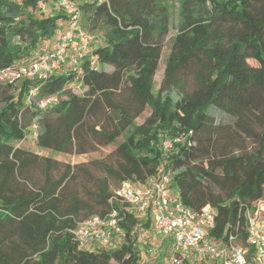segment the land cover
Returning <instances> with one entry per match:
<instances>
[{
    "label": "trees",
    "instance_id": "1",
    "mask_svg": "<svg viewBox=\"0 0 264 264\" xmlns=\"http://www.w3.org/2000/svg\"><path fill=\"white\" fill-rule=\"evenodd\" d=\"M47 1L55 4L0 0V68L43 52L68 22L63 11L45 16ZM178 3L157 91L168 0L84 2L83 28L102 34L92 49L96 65L88 58L44 81H0V264H142L133 214L120 222L122 237L96 249L81 248L73 230L92 215L108 214L123 182L140 186L162 170L172 172L186 206L215 210L212 236L226 230L246 242V211L264 199V0ZM188 68L195 70L189 91L181 76ZM32 87L37 93L28 102ZM49 97L57 101L39 108L37 101ZM146 107L149 116L137 124ZM179 135L185 139L174 150L162 149L164 138ZM28 136L40 149L65 153L117 144L116 164L101 166L118 184L111 189L108 179L98 180L96 192L85 185L82 192L70 164L14 144ZM85 195L95 196L99 213L85 216L91 209Z\"/></svg>",
    "mask_w": 264,
    "mask_h": 264
},
{
    "label": "built area",
    "instance_id": "2",
    "mask_svg": "<svg viewBox=\"0 0 264 264\" xmlns=\"http://www.w3.org/2000/svg\"><path fill=\"white\" fill-rule=\"evenodd\" d=\"M55 4L68 15V22L53 48L36 52L29 60L14 66L0 68L1 82L16 84L27 78L44 81L55 72L79 67L81 61L88 58L93 66L96 65L89 49L96 35L82 26L84 12L81 4L75 0H55ZM75 44L79 47L76 53L72 51ZM37 89L32 87L29 90L28 102L36 96ZM55 101L56 97L44 98L38 100L37 105L45 108ZM33 135L36 136V132ZM184 139L185 135L164 138L161 147L166 152L171 151ZM109 203L111 210L108 214L92 215L73 230L81 248L92 250L113 244L117 237L124 235L120 222L130 213L140 222L151 220L154 237L172 239L173 249L165 264H201L207 260H212L213 264H264V199L246 211L245 243L226 230L212 236L216 227L215 210L207 205L196 212L186 206L179 189L174 187L170 170L161 171L140 186L123 182L114 190Z\"/></svg>",
    "mask_w": 264,
    "mask_h": 264
},
{
    "label": "rangeland",
    "instance_id": "3",
    "mask_svg": "<svg viewBox=\"0 0 264 264\" xmlns=\"http://www.w3.org/2000/svg\"><path fill=\"white\" fill-rule=\"evenodd\" d=\"M84 1H89V0H83L82 2ZM92 1L94 3L96 2V0H92ZM44 4L46 5L45 7L42 8V11L44 12L43 14L45 16L48 14L61 12V10L57 8L58 5L56 6V4H54V2L52 1L44 2ZM168 5L170 10V30L165 41L159 68L155 75L156 91L160 88L161 83L165 76L166 57L170 51V46H171V41L169 40V38L172 37L177 31L176 27L178 21V13H179L178 0H168ZM90 31L95 33L96 35L95 39L97 40L102 39L101 37L102 34L100 31H95L92 28L90 29ZM253 64L258 66L257 62H253ZM76 67L77 66L73 68ZM107 69H111V68L107 67ZM70 70L71 68H67L65 69V72L69 73ZM181 76L185 81L186 90L189 91L195 87V70H193V68H188L183 70ZM149 114H150V109L149 107H146L145 111L139 117L136 118V123L137 124L143 123L145 118L148 117ZM219 118L222 119L224 122H227L229 120V118L224 115H222ZM121 140H122V136L118 138V142H120ZM14 144L16 146L25 148L27 150L39 153L40 155L53 157L54 159L59 160L64 164H70L73 167L72 171L78 173L77 186L78 188H80V190H82V192H83L82 187L84 185L87 189L96 192L97 191L96 182L98 180L103 181L105 179H108L105 174L104 168L101 166V163H103V165L105 164L115 165L116 162L118 161V157L115 154V149L117 147V144L100 146L98 149L94 151H89L83 154L55 152L49 149H40L36 146L35 139L31 136H28L27 138H25L20 142H14ZM247 145L248 147H250L251 146L250 142H247ZM175 148L176 146L173 148V150ZM81 164H84L82 168H76V166ZM83 171H86L88 175H86V173H84ZM108 181L110 183L111 189L118 184V182L114 179H108ZM85 197L89 200V205L91 207L90 210H87V215L85 216H90L92 213H99L102 207H100L96 203L95 196H93L92 199H89L87 195H85ZM144 223L145 222H142L136 228V241H137V246L140 250L142 264H165L164 263L165 258H168L169 255H171L170 251H172L173 249L172 239L169 237H166L164 239H162L161 237H154L152 234L149 233V230H151V226L146 227ZM160 240L162 246L160 244ZM201 264H213V262L212 260H207L205 262L204 261L201 262Z\"/></svg>",
    "mask_w": 264,
    "mask_h": 264
},
{
    "label": "crops",
    "instance_id": "4",
    "mask_svg": "<svg viewBox=\"0 0 264 264\" xmlns=\"http://www.w3.org/2000/svg\"><path fill=\"white\" fill-rule=\"evenodd\" d=\"M83 0H75V2H77L78 4H82V3H84V2H93L92 0H89V1H84V2H82ZM66 27H67V22H64V23H62L61 24V26H60V28H59V30H58V33H57V35L55 36V38H54V41H53V43H55V40H56V38H57V36L60 34V33H62L65 29H66ZM99 40V39H98ZM97 39H94L93 41H92V43L90 44V51L92 52V49L95 47V46H97V44H102V40L100 39L99 41H98ZM99 42V43H98ZM48 43V46H46V49L45 50H47V49H52L53 48V46H54V44L52 43L51 44V41H49V42H47ZM49 44H51V46L49 47ZM79 50V47H78V45L77 44H75L73 47H72V51L74 52V53H76L77 51ZM66 67H68V66H66ZM65 67V68H66ZM67 69V68H66ZM142 222H147V221H141L140 222V224L142 223ZM139 224V225H140ZM149 233L150 234H152V225H151V230H149ZM119 239V237H117L116 238V240H118ZM160 244H161V246H162V243H161V240H160ZM171 252V251H170ZM168 258H165V260H164V263H165V261L167 260Z\"/></svg>",
    "mask_w": 264,
    "mask_h": 264
}]
</instances>
